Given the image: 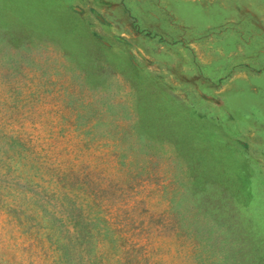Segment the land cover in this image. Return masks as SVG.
<instances>
[{
    "label": "rangeland",
    "instance_id": "obj_1",
    "mask_svg": "<svg viewBox=\"0 0 264 264\" xmlns=\"http://www.w3.org/2000/svg\"><path fill=\"white\" fill-rule=\"evenodd\" d=\"M0 264H264V0H0Z\"/></svg>",
    "mask_w": 264,
    "mask_h": 264
}]
</instances>
